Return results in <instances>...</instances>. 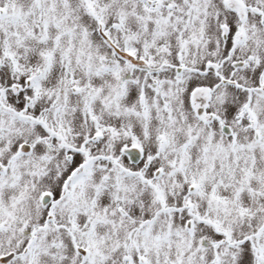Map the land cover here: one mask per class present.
Listing matches in <instances>:
<instances>
[{"label": "rangeland", "instance_id": "1", "mask_svg": "<svg viewBox=\"0 0 264 264\" xmlns=\"http://www.w3.org/2000/svg\"><path fill=\"white\" fill-rule=\"evenodd\" d=\"M156 1L0 0V264H264V52L194 77L222 0Z\"/></svg>", "mask_w": 264, "mask_h": 264}, {"label": "flooded vegetation", "instance_id": "2", "mask_svg": "<svg viewBox=\"0 0 264 264\" xmlns=\"http://www.w3.org/2000/svg\"><path fill=\"white\" fill-rule=\"evenodd\" d=\"M145 1H146L145 3L146 8L148 9L151 8L152 10L153 9L158 10L160 8H166L167 11L174 12V14L172 13V15L174 16L175 15L180 16L183 14V11L179 13L180 12L179 6L176 7L172 5L171 6L162 5V4L159 5L158 1L156 0H145ZM185 2L188 7L186 8L188 12L187 13L188 18H193L194 15L196 17L198 13L197 10H194L193 7L194 0H185ZM239 3L243 4V7L240 8L238 5ZM249 3L250 2L248 0H222L219 3L217 12L214 11L213 13H211L213 17H210L209 19H205L207 20L206 21L207 23L203 27L194 28V30L190 32L188 38L190 35H192V37L195 38L194 41L195 45L200 44L199 42H197L198 40H202L204 44L202 45L203 50L201 51V53H203L202 58L198 59L197 57L195 58V60L192 61L188 59V64L195 65L198 64L200 61L208 63L206 67H202V68L199 67L194 68L190 66L192 75H194V77H198L200 79L211 77L213 79H216L217 77L222 76L219 73H221L223 71L222 69L228 65H232L237 70H239L245 68L244 61L247 62L250 60L256 62L257 65L260 64L261 59L258 62V56H260L261 53L264 52L263 50L264 39L261 35L257 36L256 34H252L250 32V29L248 28V23L250 21H255L254 17L257 16V18L261 20L260 26L263 32L262 34L264 35V4L261 6L262 8H253L247 6V4ZM206 5L208 6L207 3ZM225 15H227L230 19L233 20L231 27L227 24V22L223 20V18H225ZM251 44H253V47L250 48ZM188 46L191 47L189 43ZM234 59H237L238 62L233 61ZM145 70L148 75H159L163 71V69L161 68L151 69L146 66H145ZM175 70L177 72H180L178 67H176ZM221 129H222V133L226 136H229L232 132V130H230V128L226 126H222ZM254 138L257 144L261 143L262 138L258 131L255 132ZM91 140L94 143L96 142L97 138H92ZM60 147L62 150L68 148L73 149V147L71 146L66 147L60 145ZM21 148L24 149V144L22 145L20 144L18 150L20 151ZM31 151L29 153H31ZM134 153L136 155L134 156L133 160H131L129 154H134ZM13 154L9 158H7L6 161L3 160V167H2L3 172L0 173V178L2 180L9 177L10 173L12 172L10 170L9 164L12 161L14 162L18 161V159L16 158L18 157L17 156L18 153H15L14 155ZM125 155L128 158L129 163L137 164V166H140V164L142 163V156L138 154L136 151L126 152ZM93 158L98 159L101 157L93 156ZM69 177H71V175L67 176V178Z\"/></svg>", "mask_w": 264, "mask_h": 264}, {"label": "water", "instance_id": "3", "mask_svg": "<svg viewBox=\"0 0 264 264\" xmlns=\"http://www.w3.org/2000/svg\"><path fill=\"white\" fill-rule=\"evenodd\" d=\"M135 155H136L135 153H134V154H129L130 159L133 160V158H134ZM44 202H45V203H48L47 200H44Z\"/></svg>", "mask_w": 264, "mask_h": 264}]
</instances>
